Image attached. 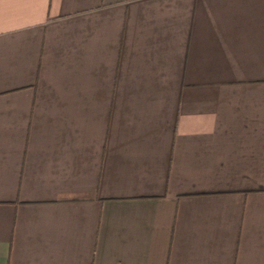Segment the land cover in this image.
Returning a JSON list of instances; mask_svg holds the SVG:
<instances>
[{"label":"crops","instance_id":"1","mask_svg":"<svg viewBox=\"0 0 264 264\" xmlns=\"http://www.w3.org/2000/svg\"><path fill=\"white\" fill-rule=\"evenodd\" d=\"M0 264H264V0H0Z\"/></svg>","mask_w":264,"mask_h":264}]
</instances>
